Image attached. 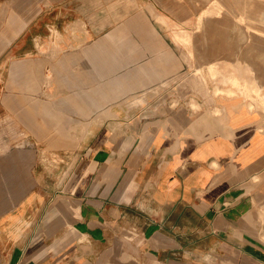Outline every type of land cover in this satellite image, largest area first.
<instances>
[{
    "label": "crops",
    "instance_id": "0c3cea01",
    "mask_svg": "<svg viewBox=\"0 0 264 264\" xmlns=\"http://www.w3.org/2000/svg\"><path fill=\"white\" fill-rule=\"evenodd\" d=\"M194 7L0 0V264H264V115L204 93Z\"/></svg>",
    "mask_w": 264,
    "mask_h": 264
},
{
    "label": "rangeland",
    "instance_id": "374dc122",
    "mask_svg": "<svg viewBox=\"0 0 264 264\" xmlns=\"http://www.w3.org/2000/svg\"><path fill=\"white\" fill-rule=\"evenodd\" d=\"M191 1L195 16L182 34L211 88L204 93L241 97L264 115V0H243L241 11L232 10L231 0Z\"/></svg>",
    "mask_w": 264,
    "mask_h": 264
},
{
    "label": "bare ground",
    "instance_id": "6f19581e",
    "mask_svg": "<svg viewBox=\"0 0 264 264\" xmlns=\"http://www.w3.org/2000/svg\"><path fill=\"white\" fill-rule=\"evenodd\" d=\"M195 28H196V27H195ZM211 58H212V57H211ZM259 61H260V60H257L256 62L259 63ZM263 61H264V60H263ZM263 63H264V62H263ZM263 63H262V64H263ZM248 64H249V63H248ZM200 77H201V76H200ZM202 81H203V80H202ZM217 84H218V83H217ZM209 96H210V95H209ZM244 108H245V107H244ZM246 112H247V111H246Z\"/></svg>",
    "mask_w": 264,
    "mask_h": 264
}]
</instances>
